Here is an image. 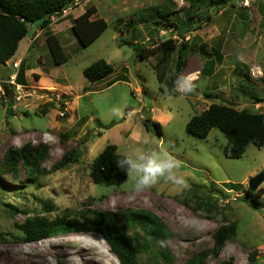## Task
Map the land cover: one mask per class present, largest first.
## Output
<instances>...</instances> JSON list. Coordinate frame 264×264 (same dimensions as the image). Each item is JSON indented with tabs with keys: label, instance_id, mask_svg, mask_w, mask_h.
<instances>
[{
	"label": "rangeland",
	"instance_id": "rangeland-1",
	"mask_svg": "<svg viewBox=\"0 0 264 264\" xmlns=\"http://www.w3.org/2000/svg\"><path fill=\"white\" fill-rule=\"evenodd\" d=\"M235 1L238 4L230 0L217 10L206 3L194 23L198 29L179 37L188 44L184 78L194 80L191 93L183 90L184 79L176 83L180 94L164 91L169 72L176 68L178 49L141 59L128 43L147 48L170 36L156 22L159 17L143 20L138 10L172 2L173 20L181 23L193 12L189 0H78L53 17L50 27L37 31L35 25L30 27L13 57L21 60L19 71L26 72V82H10L13 58L0 65V264H120L99 232L86 228L26 242L17 225L36 215L50 221L63 215L85 221L90 211L117 213L129 207L153 212L172 232L166 243L173 258L163 264H184L194 254L210 250L215 230L232 220L238 224L237 237L208 263L233 259L234 264H249L255 259L264 264V195L259 209L246 197L249 180L264 174V147L250 144L243 157L229 158L223 150L227 137L220 129L213 128L206 138L186 130L190 119L212 103L264 113V0L233 6ZM88 8L96 10L92 18H103L110 26L80 49L72 26ZM46 32L60 40L69 56L66 63L53 61ZM35 34L39 35L33 39ZM214 48L221 50L222 62L212 54L211 68L204 51L212 53ZM22 51L25 59L19 58ZM100 58L114 70L92 83L83 70ZM123 76L127 78L120 80ZM63 110L65 116L60 115ZM145 116L158 121L161 132L147 129ZM64 133L67 138L61 136ZM26 143L47 144L48 158L33 175L23 162L15 174L4 169L6 150ZM108 144L122 154L146 148L170 153L180 163L179 174L187 187L180 189L164 177L141 193L132 190L129 177L119 186L95 184L92 164ZM76 148L79 160L54 171L63 154ZM261 187L264 181L257 190ZM208 201L211 210L202 207ZM148 262L147 254L142 255L141 264Z\"/></svg>",
	"mask_w": 264,
	"mask_h": 264
},
{
	"label": "trees",
	"instance_id": "trees-1",
	"mask_svg": "<svg viewBox=\"0 0 264 264\" xmlns=\"http://www.w3.org/2000/svg\"><path fill=\"white\" fill-rule=\"evenodd\" d=\"M76 1L78 0H0V65L6 64L16 55L20 42L28 35L31 26L35 25L41 29L50 27L52 18L63 13ZM189 2L193 12L187 15L186 20L181 23L173 20L174 11L171 8L175 7V4L172 2L170 5L168 3L156 4L138 10L136 13L143 20H156L159 17L156 22L159 26H163H160L161 29L170 32V36L159 38V43L156 46L147 48L143 44L128 42L133 45L141 59L156 55L158 52L170 55L178 49L176 68L169 72V77L164 84V91L170 94H180L176 89V83L184 79V65L189 52L188 44L179 42V37H185L191 30L198 29L194 23L200 20L198 14L206 3V6L211 10L225 8L230 4V0H189ZM232 5L239 6L236 1ZM95 12V8H88L74 20L72 29L79 40L80 49L94 43L110 26L103 18H92ZM121 22L122 19H119L118 24L121 25ZM46 35L55 64L66 63L69 56L65 53L60 40L51 32H46ZM137 44L139 48L136 46ZM212 54L218 56L215 60L217 63L222 62L221 50L214 48L212 53L204 51L206 66L211 68L214 67L215 62L211 57ZM113 70L111 63L100 58L84 68L83 73L90 82L94 83L108 78ZM25 77V71H19L17 83L24 84ZM126 78L123 76L120 80ZM117 80L108 85H112ZM257 99L261 100V98ZM143 124L147 129L156 127L161 132V124L151 116H145ZM213 128L220 129L226 135L227 142L223 150L229 158L243 157L250 144H254L258 148L264 147V113L262 112L239 110L231 105L212 103L203 112L190 119L186 130L190 135L206 138ZM67 135L64 133L61 136L67 138ZM48 154L49 146L44 143L37 146H34L33 143H26L20 149L10 147L5 152L3 167L15 174L23 162V166L29 170L30 175H33L34 169L39 168L40 163L48 158ZM123 155L118 152L116 145L108 144L92 164L90 176L93 182L105 186L122 185L128 179L126 170L120 168L117 163ZM79 157L78 148L68 150L54 164L53 170L63 169L77 162ZM263 195V187L257 191L247 188L246 197L254 209H259L260 198ZM7 206L16 210L11 204H7ZM202 207L211 210L213 204L208 201ZM90 213L91 215L85 221L76 217L68 219V215L57 216L53 221H50L45 216L36 215L26 218L17 227L26 242L38 241L59 233L75 232L86 228L99 232L110 245L112 253L116 255L120 264H141V256L144 254H147L149 264H163L164 260H172V254L166 243L172 232L166 223L153 212L129 207L117 213L105 211H90ZM79 215L85 217L84 213ZM237 227V222L233 220L221 225L213 233V247L210 250L194 254L184 264H209V257H216L228 242L235 240ZM128 230L133 232L129 233ZM219 264L234 263L233 259H230L221 261ZM249 264L257 263L255 259H252Z\"/></svg>",
	"mask_w": 264,
	"mask_h": 264
},
{
	"label": "clouds",
	"instance_id": "clouds-1",
	"mask_svg": "<svg viewBox=\"0 0 264 264\" xmlns=\"http://www.w3.org/2000/svg\"><path fill=\"white\" fill-rule=\"evenodd\" d=\"M194 84L193 78L185 77L183 90L191 93ZM117 163L120 168L126 170L129 179L133 181L132 190L135 193L153 188L161 177L180 189L187 187L185 178L179 174L180 163L166 151L146 148L144 151L128 152Z\"/></svg>",
	"mask_w": 264,
	"mask_h": 264
},
{
	"label": "built area",
	"instance_id": "built-area-1",
	"mask_svg": "<svg viewBox=\"0 0 264 264\" xmlns=\"http://www.w3.org/2000/svg\"><path fill=\"white\" fill-rule=\"evenodd\" d=\"M251 0H238V4L239 5H248L250 3ZM163 33H168V31L166 30H162ZM14 59V58H13ZM12 59V68H13V72L11 73V75L9 76L10 78V82L13 83V84H17V75H18V72L20 70V65H21V60H17V59ZM65 114H67V110H63L60 112V115L61 116H65Z\"/></svg>",
	"mask_w": 264,
	"mask_h": 264
},
{
	"label": "water",
	"instance_id": "water-1",
	"mask_svg": "<svg viewBox=\"0 0 264 264\" xmlns=\"http://www.w3.org/2000/svg\"><path fill=\"white\" fill-rule=\"evenodd\" d=\"M10 112H11V109L9 110V113ZM263 181H264V174L263 173L257 174L256 176L252 177L249 180V190H251V191L257 190V188L260 186V184L263 183Z\"/></svg>",
	"mask_w": 264,
	"mask_h": 264
},
{
	"label": "crops",
	"instance_id": "crops-1",
	"mask_svg": "<svg viewBox=\"0 0 264 264\" xmlns=\"http://www.w3.org/2000/svg\"><path fill=\"white\" fill-rule=\"evenodd\" d=\"M38 29L40 30L41 28L38 27V26H35V30H34V31H37ZM38 35H39V34H35V35H34L35 37H34L33 39H36V36H38ZM31 36L33 37V34H32ZM24 51H25V50H24ZM24 51L21 52V57H19V58H21V59H25V57H24ZM15 56H16V55H15ZM15 56H14V57H15ZM13 60H14V59H13ZM12 72H13V71H12ZM25 73H26V72H25ZM10 75H11V74H10ZM10 75H9V76H10ZM26 76H27V74H26ZM27 77H28V76H27ZM17 84H18V83H17Z\"/></svg>",
	"mask_w": 264,
	"mask_h": 264
},
{
	"label": "bare ground",
	"instance_id": "bare-ground-1",
	"mask_svg": "<svg viewBox=\"0 0 264 264\" xmlns=\"http://www.w3.org/2000/svg\"><path fill=\"white\" fill-rule=\"evenodd\" d=\"M90 247H91L90 245H83L82 248H86V249L88 250V249H90ZM93 254H95V255L98 254L100 257L105 256V254H103V253H101V252H99V253L96 252V253H93Z\"/></svg>",
	"mask_w": 264,
	"mask_h": 264
}]
</instances>
